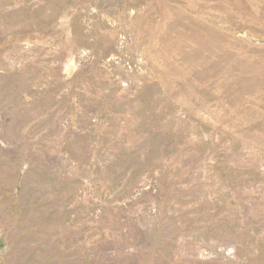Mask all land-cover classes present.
Listing matches in <instances>:
<instances>
[{"label": "rangeland", "instance_id": "rangeland-1", "mask_svg": "<svg viewBox=\"0 0 264 264\" xmlns=\"http://www.w3.org/2000/svg\"><path fill=\"white\" fill-rule=\"evenodd\" d=\"M0 264H264V0H0Z\"/></svg>", "mask_w": 264, "mask_h": 264}]
</instances>
